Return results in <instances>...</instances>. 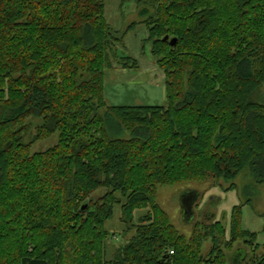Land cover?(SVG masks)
Instances as JSON below:
<instances>
[{"label":"trees","instance_id":"obj_1","mask_svg":"<svg viewBox=\"0 0 264 264\" xmlns=\"http://www.w3.org/2000/svg\"><path fill=\"white\" fill-rule=\"evenodd\" d=\"M127 1L139 18L127 31L146 28L164 73V106H106L104 71L124 34L106 24L103 0H0V264H227L223 247L259 248L242 205L228 230L195 224L186 238L156 188L214 179L230 191L247 169L264 187V0ZM116 208L122 242L109 253Z\"/></svg>","mask_w":264,"mask_h":264},{"label":"rangeland","instance_id":"obj_2","mask_svg":"<svg viewBox=\"0 0 264 264\" xmlns=\"http://www.w3.org/2000/svg\"><path fill=\"white\" fill-rule=\"evenodd\" d=\"M104 20L110 29L117 33L118 37L124 34L123 41L115 45L114 56L111 58V68L104 71L103 97L107 107H157L165 105V83L164 73L161 71L155 60L150 55V45L145 40L148 36L143 25H136L131 30L128 27L139 21L137 17L136 5L130 1L122 3V0H103ZM130 57L136 61L135 69H123L118 58ZM129 66H132L131 62ZM258 100L264 105V86L258 92ZM105 109L99 112L104 118ZM32 127L25 137L29 142L35 134V126L38 121L30 120ZM123 139L131 138V134L126 131L119 132ZM111 136V135H110ZM57 143V134L51 138L37 141L32 145L31 152L45 151ZM234 189L227 191L230 184L222 180L208 179L203 183H184L177 186H157L156 199L159 206L166 212L171 224L184 236L183 229H190L192 234L195 224L210 225L213 222H221L226 230L229 227L230 213L233 207L242 205L241 228L252 233H256V243L258 249H252L243 241L234 242L230 249H223L227 264H234L230 257L235 256L238 249H244V262L247 264L251 259L264 255V220L261 215L264 213V187L257 183L253 173L247 169L240 173L233 181ZM192 191L199 194L198 199L193 204L194 225L189 226L182 217L181 195ZM102 191L94 195V199L102 195ZM194 202V200H193ZM135 217L140 215L136 212ZM120 210L116 208L113 217L106 223L107 230L114 233L108 238V251L113 252L116 245L122 242L120 234L123 230V223L120 221ZM189 217L187 216L186 219ZM133 235L129 232L124 237L128 241ZM191 236V235H190ZM189 236V237H190ZM188 237V238H189ZM226 240H229L228 234ZM211 247L210 239L205 240L201 246L202 255H206ZM240 254V253H239Z\"/></svg>","mask_w":264,"mask_h":264},{"label":"water","instance_id":"obj_3","mask_svg":"<svg viewBox=\"0 0 264 264\" xmlns=\"http://www.w3.org/2000/svg\"><path fill=\"white\" fill-rule=\"evenodd\" d=\"M164 42H167L168 41V37L166 36L164 39H163ZM169 45L170 47H174L176 45V39H171L169 41ZM181 210H182V217H183V220L185 222H190L192 220V217H193V204L196 202V200L198 199V194L196 192H192V191H188V192H185L181 195ZM194 200V202H193ZM86 206H84L82 209H85ZM189 217L188 219H186V217ZM240 253V254H239ZM242 253L244 254V252L242 251ZM241 251H237L235 256L233 257L232 260H234V263L235 264H238L240 263L241 260H238V256L242 255ZM242 257H244L242 255Z\"/></svg>","mask_w":264,"mask_h":264},{"label":"crops","instance_id":"obj_4","mask_svg":"<svg viewBox=\"0 0 264 264\" xmlns=\"http://www.w3.org/2000/svg\"><path fill=\"white\" fill-rule=\"evenodd\" d=\"M197 194H198V193H197ZM198 196H199V194H198ZM185 223H188L190 227H192V226L194 225V221H193V220H191L190 222H185ZM172 225H173V224H172ZM173 226H174V225H173ZM174 227H175V226H174ZM177 230H178V229H177ZM178 232H179V231H178ZM183 233H184V236H185L186 238H188V237L191 235V233H190V229H183ZM241 250L243 251L244 249H241ZM241 250L238 249L237 251H241ZM244 251H245V250H244ZM244 251H243V252H244ZM233 257H234V256H231V257H230V263L232 262L231 260L233 259ZM242 258H243V259H242ZM245 258H246V257H242V255H241V256H240V255L238 256V260H241V259H242V260H241L242 262L245 261ZM241 261H240V262H241ZM242 262H241V263H242ZM234 264H235V263H234ZM238 264H239V263H238Z\"/></svg>","mask_w":264,"mask_h":264},{"label":"built area","instance_id":"obj_5","mask_svg":"<svg viewBox=\"0 0 264 264\" xmlns=\"http://www.w3.org/2000/svg\"><path fill=\"white\" fill-rule=\"evenodd\" d=\"M170 254H172L173 252H169Z\"/></svg>","mask_w":264,"mask_h":264}]
</instances>
